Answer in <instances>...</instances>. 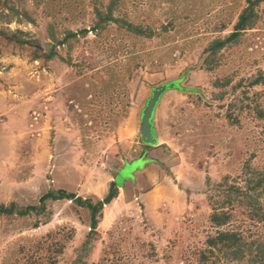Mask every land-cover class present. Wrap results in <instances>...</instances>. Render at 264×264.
<instances>
[{
  "label": "rangeland",
  "instance_id": "374dc122",
  "mask_svg": "<svg viewBox=\"0 0 264 264\" xmlns=\"http://www.w3.org/2000/svg\"><path fill=\"white\" fill-rule=\"evenodd\" d=\"M249 4L0 0V127L2 108L15 96L34 100L37 124L52 108L50 122L59 133L55 143L47 138L58 146L54 163L33 162L39 140L20 145V184L5 190L0 205L45 209L0 214V264H260L255 253L264 255V83H251L264 73V0L254 5L249 27L211 50L215 40L235 32ZM177 79L186 91L162 99L156 123L164 153L156 159L164 175L172 169L187 189L186 203L179 193L172 195L174 203L163 197L171 186L161 185L165 176L154 170L158 188L149 211L132 198L122 205L120 195L105 206L92 236L87 208L63 200L40 203L45 190L63 180L61 172H72L76 182L79 168L89 179L88 191L140 156L141 112L153 88ZM146 164L137 161L129 174ZM223 213L230 219L216 224L213 216ZM230 230L253 244L252 252L230 259L219 242L210 243Z\"/></svg>",
  "mask_w": 264,
  "mask_h": 264
},
{
  "label": "crops",
  "instance_id": "0c3cea01",
  "mask_svg": "<svg viewBox=\"0 0 264 264\" xmlns=\"http://www.w3.org/2000/svg\"><path fill=\"white\" fill-rule=\"evenodd\" d=\"M170 92L182 93V91L171 90L167 92L166 94ZM166 94H164L162 99L165 97ZM162 99L160 103L158 104V107L155 113V118H154L155 130H156L158 139H159V135H158V128H157L156 121L159 116L160 104L162 102ZM31 103H34V100L32 99L22 100L18 98L16 99V97L14 96L13 102H11V104L9 105L7 104V106L2 108L4 112L3 114H1V116L5 115V118L3 117V119L1 120V122L3 121L2 124L4 125V127L3 128L0 127V193H1L0 196L4 195L5 190L7 191L10 186L14 187V185L20 184V179L16 178L17 176L16 167H17V161L21 163V161H23L24 159L25 155H24V152L20 151V145L23 144L26 140H27L26 142H28L29 145H31V143L36 145L37 140H39V145H41L40 146L41 148H37V151L35 154L36 157L33 162L36 163V162L45 161L47 163L48 161L49 163L50 162L54 163L53 152H54L55 147H58V146L52 145V143L47 142V138L48 139L50 138L52 139L53 143H55L56 137L57 136L59 137V133L56 130L58 129V126L57 125L53 126L50 122L53 119V117H51L52 108H51V111L49 109V111L44 112V114H42V115H45L44 117L45 120H43L42 123L41 121H39V124L41 123L39 125L36 123V119L38 118V115L40 116V113L36 110H32L33 106L31 105ZM38 125L42 126L41 128L42 133L41 131H38L39 129L37 127ZM47 127L50 131L49 135L46 134L45 129H47ZM68 129L70 128L68 127ZM53 134L55 136L54 138L52 137ZM68 135L69 134H66L64 138L73 142V140H70V137H68ZM139 143L140 145H142L140 146L142 147V153L140 154V156L135 157L131 160L124 161V163L118 168V170H116L114 174H108V179H107L108 181L103 180L104 181L103 187L99 185L101 184V180L97 179L95 183L99 185L98 188H97L98 185H91L89 183L90 185L88 186V188L91 189L90 194L88 193L89 189L88 191L83 190V189H87L84 187L87 185L89 179L87 177H84L85 175H83V173L81 174V171L79 170V168H77V170H75L76 178H77L76 182L72 180L73 178L71 176L72 172L68 173L69 177L64 176L66 173L61 172L60 174H64L62 176L63 180L62 179L61 181L58 180L57 183L59 185L57 186L50 185L49 189L45 190V194L49 191L64 190L67 193H72L76 195L77 197H81L83 199L90 198L93 201L102 200L108 194L109 188L113 183H115L117 186V183H118L117 179L119 178V179L124 180V182L118 185L119 186V187L117 186L118 188L116 187V189L118 190L117 195L108 204H111L113 201H115L116 198H118L121 195V196H124L122 198V201H120L122 205L123 203L127 202L128 198H132V200L134 199V201L136 202L140 201V203L143 205L142 209L144 208L145 211H149L150 207L148 206V204L149 202H151L150 197H152V200H154L153 193H155L158 188V185H155L152 182L154 178L156 177L153 174V170L157 172L162 171V168H161L162 163H160L161 162L160 160L157 161L156 158L158 157L156 156V154L159 153L160 155H163L164 151L161 148H159L161 145L160 142L156 146H147V145H144L140 139ZM151 148H154L153 149L154 152H152L154 154L153 156H149L150 153L148 154V149H151ZM139 160H145L147 161L148 164H146L144 167H137L134 173L132 174H129L128 172H126V169L134 166V164L137 163V161ZM163 176L165 177L163 178L161 185L162 184L169 185L171 186L170 189L172 190L170 191L169 194H166L163 197H167L168 199L171 200V202L174 203L173 200H175V198L172 199L171 197L173 194L176 197L177 193H179L180 194L179 197H181L182 203L183 202L186 203L187 198H188V192H187V189H183L182 184H181L182 182L179 180L178 176L174 174L172 169H171V172L168 171V173L166 172L165 175L163 172ZM62 181H63V184H62ZM150 182H152V184H150ZM52 183L54 182L52 181ZM99 189H102L103 191L102 195H98L97 192L99 191ZM84 191H86V194H84ZM178 198L176 199L178 200ZM48 201H50L49 205L50 203L52 204L55 202H59V201H53V200H48ZM63 201H68V200H63ZM108 204L104 205L102 209V214L98 218V227H99L101 220L104 217V208ZM175 204H178V202H175ZM75 207H77V205ZM118 212L119 211L116 212L115 216L117 215ZM51 216H52V213H50L49 220L51 219ZM48 222L50 223L51 220Z\"/></svg>",
  "mask_w": 264,
  "mask_h": 264
},
{
  "label": "trees",
  "instance_id": "16d2710c",
  "mask_svg": "<svg viewBox=\"0 0 264 264\" xmlns=\"http://www.w3.org/2000/svg\"><path fill=\"white\" fill-rule=\"evenodd\" d=\"M260 0H249V7L245 10V12L240 16L239 22L236 25L235 32H233L229 37L224 40H215L211 45V50L213 49L216 52L218 49L223 48L227 43L232 42L233 39L239 36L240 32L250 26V19L252 18L253 7L255 4L259 3ZM142 31V30H141ZM142 33H144L142 31ZM54 48V47H53ZM209 51V50H208ZM187 73V72H185ZM264 83V73L260 72V74L252 81L251 85H257ZM180 91L185 92V88H180ZM197 91V90H194ZM264 181V177L260 178L259 180ZM232 192L239 193V188L230 187ZM118 190L116 189V184L113 183L110 188L108 194L102 199L93 201L90 198L83 199L81 197H77L72 193H67L64 190H57V191H49L44 194L40 198V203H45L48 200L53 201H62L68 200L75 203L79 207L87 208L90 211V234L89 236L95 235L98 229V218L102 214V209L105 204H108L116 197ZM45 208L39 209L36 206H30L28 208L22 209L17 207L16 205L12 204L10 207L5 205H0V214L5 215H18V216H27L31 215L32 213H40ZM214 222L216 224H226L230 216L228 213L223 214H215L213 216ZM38 226V225H37ZM219 242L221 244L220 250L225 251L227 257L230 259H238L242 257L244 250H248L252 252L253 244H247L246 240H244L241 236L230 230L229 232H221L220 235L216 236L215 238L210 239L211 244H215ZM259 251L261 249L259 248ZM256 259L260 264H264V255L263 252H256L255 253Z\"/></svg>",
  "mask_w": 264,
  "mask_h": 264
},
{
  "label": "water",
  "instance_id": "95a60500",
  "mask_svg": "<svg viewBox=\"0 0 264 264\" xmlns=\"http://www.w3.org/2000/svg\"><path fill=\"white\" fill-rule=\"evenodd\" d=\"M181 79L173 80L167 83H163L160 86L153 88L151 96L148 98L145 107L143 108L140 116L139 123V134L141 142L147 146H156L159 144V139L156 134L154 118L158 104L160 103L164 94L171 90L180 91V82ZM134 166L126 169V172L129 173L130 169Z\"/></svg>",
  "mask_w": 264,
  "mask_h": 264
}]
</instances>
